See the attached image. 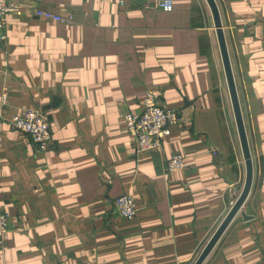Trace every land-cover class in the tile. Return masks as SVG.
I'll list each match as a JSON object with an SVG mask.
<instances>
[{
  "label": "crops",
  "instance_id": "1",
  "mask_svg": "<svg viewBox=\"0 0 264 264\" xmlns=\"http://www.w3.org/2000/svg\"><path fill=\"white\" fill-rule=\"evenodd\" d=\"M215 1L253 175L201 264H264V0ZM18 2L0 41V204L10 215L0 264H193L245 180L207 1L174 0L171 11L158 0ZM149 86L182 119L160 150L138 153L121 108L140 111ZM26 109L49 119L44 150L9 121ZM178 150L184 166L168 171ZM125 193L138 207L131 219L111 213Z\"/></svg>",
  "mask_w": 264,
  "mask_h": 264
},
{
  "label": "built area",
  "instance_id": "2",
  "mask_svg": "<svg viewBox=\"0 0 264 264\" xmlns=\"http://www.w3.org/2000/svg\"><path fill=\"white\" fill-rule=\"evenodd\" d=\"M173 5L174 0H158V6L164 11H171ZM20 8L21 4L18 0H0V41L6 39L8 13L12 10L19 11ZM39 13L49 20L64 19L61 14L47 9L39 10ZM66 17L67 19L72 18L71 15ZM260 21L264 26V14L261 15ZM6 97L7 92H4L2 99L4 100ZM142 106L140 111L122 106L123 125L133 139L136 152L149 153L160 150L165 138L170 133V126L181 122V115L178 110L167 106L161 101L155 86L146 88L142 97ZM9 121L19 132L29 135L38 150H44L52 141L49 119L42 111L26 109L20 113L12 114ZM183 166L184 153L180 150L175 151L167 159L166 167L168 171L180 170ZM111 205V213H115L124 219L134 218L138 214V207L133 197L128 193L113 199ZM9 225L10 215L0 204L1 249L5 244V235L9 230Z\"/></svg>",
  "mask_w": 264,
  "mask_h": 264
},
{
  "label": "water",
  "instance_id": "3",
  "mask_svg": "<svg viewBox=\"0 0 264 264\" xmlns=\"http://www.w3.org/2000/svg\"><path fill=\"white\" fill-rule=\"evenodd\" d=\"M211 13L213 17L215 32L218 40L219 50L222 58V64L224 68V73L226 77V82L229 89L231 104L233 108V113L236 121V126L238 130V136L241 144L242 154L244 158L245 163V180L243 187L234 200L233 204L231 205L229 211L223 218V220L220 222V224L217 226L214 233L211 235L209 240L206 242L202 250L200 251L199 255L193 262V264H201L202 261L205 259V257L208 255V253L211 251L215 243L218 241L219 237L223 233V231L226 229L234 215L238 212V210L243 205L252 184V175H253V166H252V158L250 154L248 139L246 135V130L244 126V121L242 117V112L240 108V102L238 99L236 84L233 76L232 66L230 62V57L228 53V48L226 44V39L224 35V31L222 28L220 13L218 10V6L215 0H206Z\"/></svg>",
  "mask_w": 264,
  "mask_h": 264
}]
</instances>
